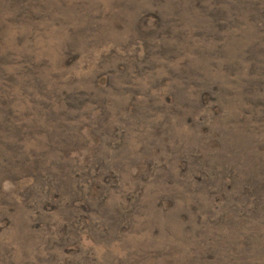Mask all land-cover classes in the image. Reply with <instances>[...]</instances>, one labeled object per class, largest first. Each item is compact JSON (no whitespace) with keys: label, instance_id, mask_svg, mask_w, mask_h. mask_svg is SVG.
Instances as JSON below:
<instances>
[{"label":"rangeland","instance_id":"obj_1","mask_svg":"<svg viewBox=\"0 0 264 264\" xmlns=\"http://www.w3.org/2000/svg\"><path fill=\"white\" fill-rule=\"evenodd\" d=\"M0 264H264V0H0Z\"/></svg>","mask_w":264,"mask_h":264}]
</instances>
